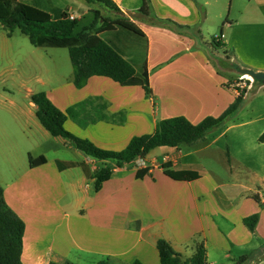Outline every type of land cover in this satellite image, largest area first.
Masks as SVG:
<instances>
[{"label": "crops", "instance_id": "obj_1", "mask_svg": "<svg viewBox=\"0 0 264 264\" xmlns=\"http://www.w3.org/2000/svg\"><path fill=\"white\" fill-rule=\"evenodd\" d=\"M69 1L73 19L86 22L99 10ZM112 1L148 39L151 96L102 76L79 89L72 75L54 86L41 81L49 87L38 92L65 113L64 128L74 136L121 151L132 137L152 134L160 120L182 116L197 124L218 117L240 83L251 89L238 112L204 140L155 148L143 158L145 167L112 168L99 190L95 173L113 164L51 136L30 100L37 92L28 91L26 106L1 105L0 186L24 224L21 264H73L83 255L111 264H160V239L184 259L201 244L206 264H264V81L240 80L238 72H264V0H243L235 11L234 0L227 8L226 0H149L153 15L177 24L175 30L139 15L143 0ZM217 6L222 11L216 8L215 17ZM215 20L222 55L204 42ZM38 157L45 162L30 167L29 158ZM140 169L146 172L138 177ZM181 173L194 177H174ZM255 215L251 231L245 219Z\"/></svg>", "mask_w": 264, "mask_h": 264}, {"label": "trees", "instance_id": "obj_2", "mask_svg": "<svg viewBox=\"0 0 264 264\" xmlns=\"http://www.w3.org/2000/svg\"><path fill=\"white\" fill-rule=\"evenodd\" d=\"M84 1L99 7V10H91V19L86 22L70 18L65 9L69 0H0V26L8 36L18 30L34 47L67 49L72 66V82L78 89L90 77L102 76L121 86H139L150 97L146 35L121 13L112 0ZM138 13L152 24L170 30L179 28L174 22L157 19L149 0H143ZM243 99L244 92L241 91L221 115L205 117L197 124L190 123L182 116L160 120L152 134L132 137L121 151H108L68 132L64 128L65 113L52 104L45 92H37L30 97L36 107V118L51 136L66 139L86 156L113 164V167L106 166L95 173V190H99L110 177L112 168L133 164L138 157L145 158L155 148L192 146L204 140L209 132L238 112ZM259 142L264 144V131L259 136ZM44 162V157L29 158L30 167ZM145 172V169L138 170V177ZM181 175L194 177L190 173L174 177ZM256 220V215L245 219L251 231ZM23 233L24 224L5 203L0 186V264H21ZM156 249L160 264H206L205 249L201 244L190 259L182 258L165 240H158ZM95 264H111V259Z\"/></svg>", "mask_w": 264, "mask_h": 264}, {"label": "rangeland", "instance_id": "obj_3", "mask_svg": "<svg viewBox=\"0 0 264 264\" xmlns=\"http://www.w3.org/2000/svg\"><path fill=\"white\" fill-rule=\"evenodd\" d=\"M228 1L226 0V4H224L226 8ZM234 3L233 11L237 9V6H243L245 2L234 0ZM225 7L223 12L227 11ZM216 8L222 11L220 6L214 7L215 17ZM209 25L213 28L209 35L203 32L204 42L212 51L222 55L224 49L222 44L219 45L217 42L222 41L220 37L221 23L215 20L209 22ZM230 54L232 53L230 52ZM71 75L72 66L67 49L37 48L32 46L27 37L18 30L14 31L10 37L6 32L0 30V106L8 107L10 101L26 106L29 102L28 91L38 92L49 87V85H44V87L41 81L54 86L57 84V80L58 83L63 82L68 80ZM23 158L27 161L25 155ZM86 257L85 255L83 258L77 257L74 261L72 260L73 264H95L98 261H106V258Z\"/></svg>", "mask_w": 264, "mask_h": 264}, {"label": "water", "instance_id": "obj_4", "mask_svg": "<svg viewBox=\"0 0 264 264\" xmlns=\"http://www.w3.org/2000/svg\"><path fill=\"white\" fill-rule=\"evenodd\" d=\"M242 76H248L252 80L264 81V72H255L250 69H238Z\"/></svg>", "mask_w": 264, "mask_h": 264}, {"label": "built area", "instance_id": "obj_5", "mask_svg": "<svg viewBox=\"0 0 264 264\" xmlns=\"http://www.w3.org/2000/svg\"><path fill=\"white\" fill-rule=\"evenodd\" d=\"M70 18L73 19L71 16H70ZM242 79H243V77L240 78V80H242ZM238 88H240L239 91H238V95H239L241 91L244 92V93L249 91L251 89V85L250 84H245V83H242V84L240 83V85H238ZM135 162H136V165H137L138 168L146 166V163H145L144 159L141 158V157H138L135 160Z\"/></svg>", "mask_w": 264, "mask_h": 264}]
</instances>
